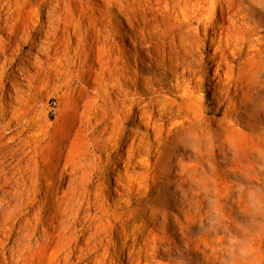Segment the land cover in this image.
I'll return each mask as SVG.
<instances>
[{
	"label": "bare ground",
	"instance_id": "bare-ground-1",
	"mask_svg": "<svg viewBox=\"0 0 264 264\" xmlns=\"http://www.w3.org/2000/svg\"><path fill=\"white\" fill-rule=\"evenodd\" d=\"M254 14L238 0H0V264H264V212L240 182L264 175ZM124 40L149 75L123 62ZM166 61L175 85L150 75Z\"/></svg>",
	"mask_w": 264,
	"mask_h": 264
},
{
	"label": "rangeland",
	"instance_id": "rangeland-1",
	"mask_svg": "<svg viewBox=\"0 0 264 264\" xmlns=\"http://www.w3.org/2000/svg\"><path fill=\"white\" fill-rule=\"evenodd\" d=\"M250 1L251 0H244V2H241L240 0H238V3L241 4V5L251 6L253 8V10L255 12L254 16H251V18L253 20L257 19V20L264 21V2L263 1H256V2L253 3V2H250ZM117 21L118 22H116V23H118V25L121 28L123 26V27H125V29L130 31L131 28L126 24L124 18L121 17ZM252 24H253V21H252ZM209 34H207L205 36V39H207V42H208ZM114 38L117 41L119 39L118 37H114ZM126 41H127V45L128 46L126 47V49L124 50V52L122 54L123 62L125 64L131 66L135 70L142 69L147 75H149V73L147 72L148 68L145 65H143V63L141 62L140 48H136L135 47L136 45L134 46L131 43V41L124 40V42H126ZM119 43H121L120 40H119ZM195 58L198 59L199 55H195ZM206 63H207L206 61H203V65H206ZM168 65H171L169 61H166L165 64H163V65L162 64H153L152 65V68H151V71H150V75H151L152 79L156 83L158 82V83H163V84L164 83H171V84H174V85L176 84V82H175L176 81V77H177L176 73L174 72V70L172 68L171 69L168 68ZM190 67H191V69H193V68L194 69H196V68L198 69L199 66H198V63L195 62ZM179 70L181 71L182 68H180ZM190 73H191V71H188V73H186V75L183 78V81L181 83V86H187L191 82L192 73L191 74ZM189 76H190V78H189ZM187 77H188V79H187ZM204 78H205V80L202 81L200 83V85L203 88V92L205 93V100L209 101L210 100V93L207 90V88L209 87L208 86L209 84L206 82L209 77L207 75H205ZM159 87H162V86H159ZM181 92L182 91H176V90L175 91L174 90L167 91V90H165L163 88L161 90L160 94H163L164 97H166L169 101H171L173 103H177V102H181L182 101ZM208 94H209V96H208ZM263 104H264V91L262 92V95L259 98L256 99L255 107L258 108L259 110H261L260 108L262 107ZM211 105L212 104H210V106ZM261 115L263 116V121H264V113H261ZM219 116H222V115L220 114ZM175 119H182V117H177ZM186 154L190 155V152L186 153ZM185 160L186 161H191L188 158H186ZM136 169L138 170L139 168H136ZM262 177H264V175L263 176L261 175L258 178H254L253 180L249 179L248 181H246V180H243V181L241 180L240 181L243 186L247 185L245 187H247L248 189L246 188L245 189L246 193H244V194H246L245 197L247 199V202H251V203H253L255 205H257V203H260L259 205H261V208L255 207L253 209L254 212H258L259 210H262L264 212V200H263L264 199V180H263ZM230 181H233V179L230 178ZM261 199L263 201H260ZM257 215H259V216H257ZM235 217L237 219L235 218L236 219L235 220L236 221L235 222L236 227H235L234 233L236 235V238L240 239V238H242V232H243L242 229H241V226L244 225V223H246V222H250L251 220H250V217L247 214H244L242 212L236 214ZM261 217H262V215L260 213H257L256 214V218H255L256 221L257 222H261L262 221ZM247 238L250 239L251 241L252 240H257L253 235H250ZM6 256H8V253H6ZM172 256H174L173 253H172Z\"/></svg>",
	"mask_w": 264,
	"mask_h": 264
}]
</instances>
